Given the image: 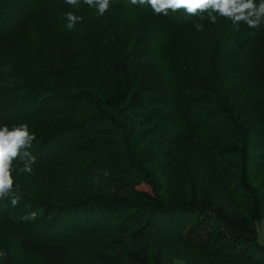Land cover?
Here are the masks:
<instances>
[{
  "label": "rangeland",
  "instance_id": "374dc122",
  "mask_svg": "<svg viewBox=\"0 0 264 264\" xmlns=\"http://www.w3.org/2000/svg\"><path fill=\"white\" fill-rule=\"evenodd\" d=\"M15 1L22 5L15 7L21 18L25 10L31 12L27 14L31 18L20 35L0 39V116L14 111L12 107L24 109L18 110L22 113L16 119H9L8 122L0 119V125L12 127L26 123L34 136L39 135L26 149L32 155L36 147H40V152L30 165L31 171H22L23 166L11 168L13 192L19 197V203L23 200L32 208L35 204L41 210L42 214L39 215L50 218L45 222L30 218L23 225L16 217L23 211L21 206L3 203L1 206L11 212V217L0 219V264H74L71 258H66L64 251H58V247L55 250L57 253L44 249L49 248L46 245L53 246L50 242L58 243L53 239L57 230L62 229L63 235L72 232L60 215L67 216L70 207L86 196L87 184H97L107 191L112 176H82L78 170L84 169V159L77 154L71 156L67 149L59 148L57 143L65 137L64 131H71L73 122L68 121L69 117L79 115L85 118L97 114L107 115L121 123L129 137H135L152 148L154 156L150 165V181L159 190L163 185L161 167L164 164L176 169L186 166L190 163L186 155L188 148L203 149L207 146L206 150H210L209 154H204L207 171L210 176L227 179L237 192L233 210L249 219L252 250L255 249L257 259L264 262V210L260 207V194L264 191L260 178L264 174V134L255 114L248 118L235 116L229 119V123H222V116L216 113L220 110L215 108L219 107L217 101L222 98L214 90L219 86L212 80L218 78L213 76L229 77L230 81L222 83V86L226 90L231 89V101L241 102L247 110H253L255 103L264 104V24L249 28L242 21L233 24L229 18L220 16L213 24L203 14V18L199 15L193 19L187 15L186 19L190 20L178 25L181 19H175L174 23L171 11L167 15L157 14L147 5H133L130 0H109V8L103 16L96 15L95 8H89L83 0H78V7L67 4L65 0H49L44 3L46 6L37 7L39 9L35 8L33 12L29 0ZM68 12L81 18L71 29L66 28L65 13ZM196 24L201 26L199 30L194 27ZM122 26L129 31L126 46H122L118 40V30ZM220 26L228 28V40L235 42L226 44L223 49H219V44H216L217 48L211 44L212 49L207 50L210 41L208 31ZM140 46L136 90L146 93V87L156 89L172 98V108L179 105L183 111L188 110L189 107L179 99L183 97L179 88L182 82L178 78L180 75L184 78L182 84H187L194 92V95L184 98L193 107L206 109L210 122H204L205 119L200 116L202 109H198L193 114H184L179 122L168 126L143 124L131 119L129 113L123 110L120 112L101 105L103 77L111 71L110 62L130 57V51ZM33 84L40 87V95L35 93L39 97L37 100L30 93L21 95L23 85ZM205 89L210 90L208 96L212 100L206 108L202 102L207 95ZM244 93L247 97L243 103L241 99ZM162 94L155 97L159 98ZM10 104L13 106L2 110L3 105ZM224 116L227 122L228 117ZM47 123H53L56 132H47L44 128ZM211 123L227 127L225 137L241 136L228 138L219 144L209 136ZM164 131H174L178 138L173 156L167 160L160 154L157 139V135ZM239 139L241 142H236ZM221 145L222 151L229 149L232 154H222L218 150ZM40 166H46L43 172L57 190L58 194L53 198L44 192L40 184L38 171H35ZM140 187L144 188L145 185L140 184ZM56 198L62 200H54ZM191 199L192 203L207 201L200 194L192 192ZM51 207L62 211H48L52 210ZM253 209H256L257 221L252 218ZM104 220H89L88 234H107V229H100ZM113 234L112 230L111 234H107V239L113 244L121 247L131 245L130 239L112 237ZM189 235L190 230L184 229L162 236L159 240L164 247L159 263H155V253L152 251L151 264H197L203 248L192 243ZM17 237L39 242L46 248L40 252L24 250ZM92 247L97 246L93 244Z\"/></svg>",
  "mask_w": 264,
  "mask_h": 264
},
{
  "label": "trees",
  "instance_id": "16d2710c",
  "mask_svg": "<svg viewBox=\"0 0 264 264\" xmlns=\"http://www.w3.org/2000/svg\"><path fill=\"white\" fill-rule=\"evenodd\" d=\"M48 2L49 0H29V4L33 7L32 12L35 8L39 9L37 7L46 6L44 3ZM20 5L15 0H0V39L20 35L21 31L25 29L24 27L29 24L31 17H27V14H31V12L25 10L21 18L15 9ZM168 11L170 13L171 10ZM171 13L174 23L175 19H181L177 22L178 25L184 24L189 19H186L188 14H185L183 9H178L176 12L171 11ZM199 15L203 14L196 16ZM196 16H192L190 19ZM228 32V28L224 26L208 31L210 41L207 44V50L211 44L216 48V44H219V49H223L226 44L234 43L235 40L229 42ZM118 40L122 46L128 44L129 31L125 26L118 30ZM141 49L142 46L139 49L133 48L130 51V57L114 59L110 62L111 71L109 75L103 77L101 105L104 108L120 112L123 110L129 113L131 119L143 124L168 126L179 122L184 114H193L198 109H202L200 116L205 119L204 122H210L206 109L193 107L192 103L184 98L194 95V92L187 84H182L184 78L180 75L178 78L182 79V82L179 84V88L183 97L179 99L189 107L188 110L183 111L179 105H176L177 108H172L170 106L172 98L163 95L156 89L146 87L144 89L146 93L136 90L135 83ZM208 55L211 58L210 53ZM213 77H218L212 80L219 86L214 90L222 98L217 101L219 107L215 105V108L220 110L216 113L222 116L220 119L222 123H229V119L235 116L242 115L248 118L255 114L257 124L264 134V104L255 103L253 110L245 109L241 102L231 101V89L227 88L226 90V87L222 86V83L230 81L229 77ZM38 89H40L38 84L23 85L24 92L21 95L25 96L30 93L35 95L37 100L39 97L36 94L40 95ZM206 93L207 95L203 97L202 101L205 108L212 103L208 96L210 90H206ZM156 94H162V96L157 98ZM246 97L247 95L244 93L241 99L243 103ZM8 106H13V104L3 105L2 110ZM12 109L14 111L0 116L2 122H8L12 118L16 119L17 115L22 113L18 110L24 108L15 109L12 107ZM224 115L228 117L227 122L224 120ZM108 117L97 114L85 118L72 115L68 118V121L73 122V125L71 131L63 130L65 137L58 141L59 148L67 149L71 156L77 154L84 159V169L78 170L82 176L107 174L112 176V181L108 183L107 191L97 184H87L86 196H83V199L75 206L70 207L67 216L60 215L61 219L67 221V228H72V232L63 235L62 229L57 230L53 239L58 243L50 242L53 246L46 245L49 248L44 249L45 251L55 252L59 248L58 251H64L66 258H71L70 260L74 264H151V252L153 251L155 263H159L164 247L163 242L159 239L166 233L182 232L187 229L190 230L189 240L203 248V252L197 258V264H264L262 260L257 259V251L252 250L249 219L244 214L233 210L237 201V192L232 189L227 179L215 175L210 176L207 171L204 155L210 152V150H206L207 146H204L203 149L188 148L186 155L190 163L186 166L176 169L167 163L164 164L161 167L163 185L159 190L150 181L152 176L150 165L154 156L152 148L141 143L135 137H129L121 123ZM54 126L53 123H47L44 128L47 132L53 133L56 132ZM226 128H223L222 125L214 126L211 123L209 136H212L214 141L219 144L228 138H240L241 134L225 137ZM37 136L39 135L35 134L34 137ZM157 139L158 146L161 148L160 154L164 159H170L173 156L174 146L178 142L177 134L174 131H164L157 135ZM236 142L240 143L241 140H236ZM218 150L228 156L232 154L229 149L222 151L224 150L223 145ZM39 152L38 145L32 156H37ZM18 159L12 161V168L24 166V161L19 156ZM44 167L46 166H40L35 171H38L44 192L53 198L58 193L47 180L43 172ZM260 178L261 184L264 186V174ZM140 184H144L146 188L140 187ZM191 192L195 195L200 194L207 201L192 203ZM260 196L262 200L260 207L264 210V191ZM21 202L15 206H21L23 210L16 216L23 225L30 218L38 222L49 220L50 217L39 215L42 214L41 210L34 203L32 208L26 205L23 200ZM3 203H9L8 198L0 200V219L11 217V212L7 211V208L3 209ZM51 208L52 210L48 211L60 210L55 207ZM252 218L255 221L258 220L256 209H253ZM89 220H100V222L104 220L100 229H107L110 234L112 230L114 232L112 237L130 239L131 245L121 247L113 244L107 239L108 233L104 234L105 232L88 234ZM51 221H54V218ZM56 224H58L57 221ZM17 241L19 244L21 243L24 250L32 252H40L43 250L42 248H46L39 242L22 240L21 237H17ZM93 244H96L97 247L91 249ZM98 245L101 248L98 249Z\"/></svg>",
  "mask_w": 264,
  "mask_h": 264
},
{
  "label": "clouds",
  "instance_id": "9594fccd",
  "mask_svg": "<svg viewBox=\"0 0 264 264\" xmlns=\"http://www.w3.org/2000/svg\"><path fill=\"white\" fill-rule=\"evenodd\" d=\"M69 5L78 7V0H65ZM89 8H95L96 15L103 16L109 8V0H83ZM136 5H147L154 13L167 15L168 10L176 12L183 9L185 14L196 16L206 14L211 23H216L217 16L227 17L233 24L244 22L249 28H257L264 24V0H130ZM66 28H73L81 18L72 12L65 13ZM203 18V16H201ZM194 27L199 30L200 25ZM26 123L9 127L0 125V200L8 198L15 206L19 197L13 192L12 161L19 158L24 161L22 171L30 172L33 157L26 149L34 140Z\"/></svg>",
  "mask_w": 264,
  "mask_h": 264
}]
</instances>
